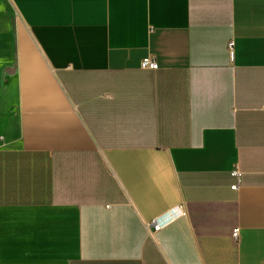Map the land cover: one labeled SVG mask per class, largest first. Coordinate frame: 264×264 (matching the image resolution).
<instances>
[{"label": "crops", "instance_id": "obj_1", "mask_svg": "<svg viewBox=\"0 0 264 264\" xmlns=\"http://www.w3.org/2000/svg\"><path fill=\"white\" fill-rule=\"evenodd\" d=\"M0 264H264V0H0Z\"/></svg>", "mask_w": 264, "mask_h": 264}, {"label": "built area", "instance_id": "obj_2", "mask_svg": "<svg viewBox=\"0 0 264 264\" xmlns=\"http://www.w3.org/2000/svg\"><path fill=\"white\" fill-rule=\"evenodd\" d=\"M233 47H234V43H230L229 50H230L231 55H233ZM141 68L144 70L156 71L159 69V65L153 58H146L142 61ZM232 176L237 180V183L232 187V189L237 190L240 187L241 176H242V173L240 172L238 167H235L233 169ZM153 226L156 232L161 231L164 227V225L162 224L160 220L154 221ZM239 235H240V231L238 229L235 230L233 233L234 239H238Z\"/></svg>", "mask_w": 264, "mask_h": 264}]
</instances>
